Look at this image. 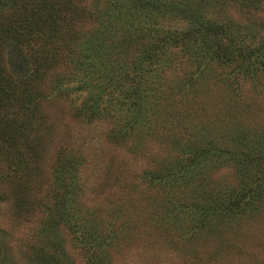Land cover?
<instances>
[{"label":"trees","instance_id":"obj_1","mask_svg":"<svg viewBox=\"0 0 264 264\" xmlns=\"http://www.w3.org/2000/svg\"><path fill=\"white\" fill-rule=\"evenodd\" d=\"M227 1L244 8L264 2L219 0L217 6ZM118 2L0 0V202H10L21 217L35 222V235L42 236V245L30 248L34 264H74L65 247L67 240L85 252L89 264H108L110 260L107 254L100 256L95 251L103 246L107 234L96 227L93 212L83 206L86 188L77 177L78 155L60 147L41 171L43 160L37 146L46 138L43 108L48 104L66 102L70 117L80 124L108 121L109 141L137 157H147L151 142L163 152L162 160L172 153L182 165L184 177L202 189L193 190L195 202L173 211H183V216L192 211L198 231L208 227L220 234L233 231L232 220L245 219L250 213L252 218L258 216L264 200V128L260 132L246 122L249 110L234 98L227 108L218 109L219 118L213 116L212 123L220 120L218 128L216 122L198 131L184 128L177 132V127H171L173 132L167 134L166 117L179 119L180 115L168 110L169 97L162 100L166 92L160 90L158 79V71L170 60L167 54L196 47L200 52L189 54L196 58L193 62L201 63L181 82L189 90L195 89L203 59L210 58L222 68L221 74L226 73L218 81L238 97L240 84L234 73L244 74L253 86L259 83V74L264 72V44L255 50L237 46L233 29L208 15V0L199 4L195 0ZM175 9L179 11L174 14L185 19L184 29L163 23L164 15ZM9 43L28 49L33 61L28 76L14 77L4 67L3 51ZM166 88L170 92L179 89ZM204 94L208 92L204 90L199 97ZM178 106L175 103L169 108ZM162 108L165 118L158 116ZM120 113L125 121L120 120ZM148 120L151 126L145 134L131 138L135 128ZM231 163L238 168V181L232 186L215 190L209 189L210 182L200 181L208 169H224ZM165 168L161 167L157 178L164 177L160 175ZM173 168L168 167L170 178ZM178 177L183 176L174 179Z\"/></svg>","mask_w":264,"mask_h":264},{"label":"rangeland","instance_id":"obj_2","mask_svg":"<svg viewBox=\"0 0 264 264\" xmlns=\"http://www.w3.org/2000/svg\"><path fill=\"white\" fill-rule=\"evenodd\" d=\"M118 1L124 3L125 0ZM218 2L208 0L205 9L209 16L233 29V40L237 46L255 50L264 44V2L254 8H244L230 1L217 6ZM199 3L200 0H195V4ZM178 11L175 9L169 15L166 13L163 23L171 28L184 29L186 22L182 14H174ZM190 52H200V48L192 47L188 52L172 50V54H167L170 58L167 65L158 71L160 90L166 92L162 100L166 101L169 97L165 103L168 110H171L172 115H180L179 119L166 117L164 132L171 134V127H177V132L184 128L198 131L210 127L216 122L212 123L213 116L219 118L218 109L227 108L234 98L240 107L249 110L246 122L262 132L264 72L259 74V83L254 86L244 74L234 73L240 84L237 97L235 92L218 81L222 71L218 63L205 58L198 86L189 90L181 80L192 71L196 72L201 63L193 62L196 58L191 57ZM3 56V65L12 76L21 78L31 73L33 61L26 47L9 43L4 47ZM225 74L221 75L224 77ZM174 86L179 89L170 92L166 88ZM204 90L208 95L199 97V93ZM175 103L179 106L169 108ZM67 107L66 102H59L43 108L46 138L37 146L43 160L41 171H45L57 149L67 148L78 155L76 158L80 160L81 166L77 177L85 183L86 188L83 206L93 212L92 220L97 224L96 227L99 226L107 234L103 246L95 248V251L100 256L107 254L110 258L108 264H264V200L259 204L258 216L252 218L253 213H250L245 219H233V231L220 234L213 227L198 231L192 211L184 216L183 211H173L176 206L195 202L193 190L202 189L197 182L190 183V177H184V169L172 153L162 160L163 152L156 147V143L151 142L147 157H137L109 141L108 121L80 124L70 117ZM165 113L162 108L158 116L165 118ZM120 114V120L125 121L124 114ZM150 122L148 120L142 126H137L131 138L143 136L151 126ZM219 123L218 119L216 128ZM169 165L174 167L173 178H170ZM162 166L166 168L160 175L164 177L160 179L157 175ZM233 166L231 163L224 169H208L207 173L201 174L200 181L210 182L209 189L215 190L232 186L238 181V168L234 169ZM148 170L153 174L148 176ZM249 170L252 172V169ZM176 175L183 177L174 179ZM151 176L155 177L156 185L154 181H147ZM37 229L35 222L21 217L10 202H0V264H34L30 248L42 245V236L35 235ZM72 244V241L67 240L65 247L74 264H89L85 252ZM79 256L82 258L79 259Z\"/></svg>","mask_w":264,"mask_h":264}]
</instances>
